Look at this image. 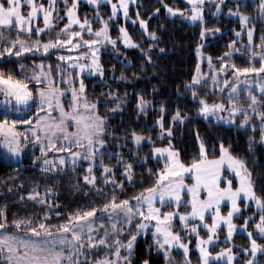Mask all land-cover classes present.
I'll use <instances>...</instances> for the list:
<instances>
[{
  "label": "snow or ice",
  "instance_id": "snow-or-ice-1",
  "mask_svg": "<svg viewBox=\"0 0 264 264\" xmlns=\"http://www.w3.org/2000/svg\"><path fill=\"white\" fill-rule=\"evenodd\" d=\"M65 7L67 8V23L63 24V27L56 33V38L53 40L49 38L47 41L42 42L40 39H36L30 42L21 39L17 35L16 39L8 40L4 31L0 30V43L4 46L0 48V59L7 60L8 56H14L16 59L22 58V54L41 52L42 54L51 55L53 51L57 54L58 61H68L69 67H78L83 70L90 68L94 72L103 76V66L99 63V51L101 47H106L111 44L113 47L117 44L118 40H122L125 46L140 47L139 43L132 40L127 29L123 26L119 27V36L113 39L109 34V23L100 17L99 13H96L95 18L100 21L101 26L93 29L91 22L87 17L81 20L76 14L77 0H72V4L69 7L67 0H63ZM106 3H111V0H105ZM135 2V0H132ZM190 4L189 10H182L164 5L167 11L171 15L179 13L185 19L191 22H200V37L204 38L206 34L212 32H219V29H208L203 26L204 15L203 9L207 0H185ZM224 0H219L215 3L216 12H221V4ZM23 3L30 5V10L27 15L22 14V0H0V29H7L11 31L12 25L17 26L16 31L19 33L21 30L31 35L33 30L39 36L40 33L52 27V9L54 0H49V8H44L41 4L37 6L33 3V0H23ZM89 3L96 4L97 0H89ZM258 8L260 14L264 15V0H258ZM43 10L44 27H36L33 29L30 22L36 17L37 10ZM129 0H119V4H111L112 15L109 20L114 19L117 16L118 9L123 10V15L128 18ZM240 5L236 6V11L229 8V16H239L242 27L246 25L252 17L239 11ZM190 11L189 16L187 12ZM158 12V10H156ZM156 12L150 15H155ZM215 15V13H213ZM139 18V13H137ZM62 19V18H61ZM135 23L136 21H132ZM139 24L142 29L147 32L149 39L153 41L148 45V49L151 50L154 44L160 39L155 31L147 30V23L143 19H139ZM73 25H77L80 31H71ZM86 32L89 36L94 38L85 39L82 33ZM61 35L66 36L65 39H61ZM239 36L240 33L238 32ZM76 38L73 42V38ZM248 43L245 47L249 50V60L259 58V67H237L235 63L230 62L225 57H230L231 52H225L222 57H216L218 61H222L218 69H215L211 73V80L213 89H220V81L217 74L223 73L228 69H234L233 77L235 81L231 84L227 93L228 106L222 101H213L209 103L205 96H201L197 91V88L203 84H207L208 81L203 79L208 73H201L200 65L197 64L196 74L192 76L191 81L185 84L186 89L191 90V98L194 102L198 103L197 115H203L205 118L211 114L216 116L217 119H231L238 112H243V119L240 120L241 126H248L250 124V116L248 110L259 118V128L261 131V141L264 142V110L258 105H264V101L258 100L257 96L252 93L251 90L247 92V98L249 104L247 108L238 106L236 102V94L238 92L237 85L241 84L240 75L244 74V85L251 83L249 74H256L257 79L264 76V51H252L251 45L253 41V28L247 29ZM262 43L257 47L264 49V36L261 38ZM65 47L69 49H79L86 47L88 51L80 52L79 57L85 60H91V63H76L72 60L71 56L61 54V50ZM230 49H235V41L229 44ZM52 50V51H50ZM201 45L197 44V55H201ZM118 51V49H117ZM142 52H147L141 49ZM161 52L165 49L161 48ZM148 61H151V56H147ZM209 68H213L212 56L206 57ZM39 69L37 71L36 69ZM56 74L59 76V80L62 83H71L69 77L63 75L64 68L60 63L55 65ZM19 71L22 73L23 78L15 75L14 69L0 68V96L3 97L4 111L0 113L3 118H0V144L6 146L10 154L15 155L23 146L21 144V138L24 141H28L29 134L33 137V143L39 146L42 155H47L48 150L53 152L62 153L58 157L48 158L44 160V166L47 170L56 168L55 161L58 160L60 165H64L66 159H70L73 163L77 159H84L90 161L87 165V171L89 175L83 177L84 181L95 187L96 176L93 174V167L95 158L97 156L103 157L107 155L111 158L112 155L117 156V164H124L123 175H126L127 179L131 183L133 179L131 162L124 160L123 156L118 152H105L108 141L105 137L117 140V148L122 147L120 139L131 140L140 145L142 141L153 143L152 138L141 132H137L135 129L124 131L121 133L108 132L106 129L107 116L100 115L97 110V101H89L84 95L85 84L83 80H80L79 87L71 88L70 103L67 108L65 107L62 97L65 95L67 89L58 87L53 80V65H47V71L45 70V61L41 60L38 64L34 62L31 73L25 71V65H19ZM125 78L123 73L116 79ZM230 78L223 80L224 85H228ZM29 81H33L32 87H29ZM258 88L261 96H264V82L258 83ZM223 92V89H220ZM207 95V94H205ZM108 97L112 101H115V108L110 109L109 112L116 111L122 101L121 97H118L115 92H109ZM150 104V101L145 100L143 97H138L136 108L139 112H144L145 107ZM36 106V111L28 116L27 119L17 120L10 119L12 113H20ZM58 112L59 118L52 115L53 112ZM166 111L163 105L160 106L161 116H159L155 122V126H158L160 131L157 133V138H171L172 127H164L163 113ZM181 109L177 108L173 113L172 122H183L188 117L185 113L181 115ZM221 111H228L230 116L225 118L219 116ZM26 114V111H25ZM18 125H27L21 130ZM74 126L72 131H69V126ZM253 129L257 127L256 124H251ZM199 140V135L197 134ZM68 145V147H64ZM215 146H213L214 148ZM76 149L73 151L72 149ZM152 153L156 155L157 160L161 158L164 160L163 166L156 170L155 173L151 169H148L149 173L154 179V183L137 193L134 196L117 200L113 195L110 200L99 208L93 206L87 210L77 209L74 212L66 213V219L58 225H50L43 222L49 217V213L46 211L43 214V218L40 222L35 223L33 226V220L27 219H15L11 221V225L17 229L21 224L26 226L27 232L31 233L34 237H39L41 234L46 237L43 240L26 239L18 240L16 236L5 232L0 235V252L5 248L9 253L15 254L17 245L25 249V254L22 257L16 259V264H87L88 257L84 256L83 260L80 259L83 253H86L93 248H100L101 246L108 249L115 248L114 259L109 260L107 257L102 259H96L94 264H131L128 257L121 256V248H126L129 253L132 250L133 242L136 239V232H133L126 244L122 243L119 236L125 231L124 225L131 227L132 220L139 218L140 223L135 225L137 232L142 229H147L149 224L155 222L154 231L152 233L154 243L158 249L164 250L166 260L173 259L170 256V250L173 246L183 250L184 260L182 264H191V260L188 257L189 242H184L180 231H173V219L178 218L180 222L181 230L186 234H195L196 248L199 249V264H211L212 261L224 260L225 264H233L234 257L237 255L232 251V246L222 248L220 251L213 254L209 251V246H215L219 243L218 228L221 222H224L227 226V234L225 239L231 241L234 231L240 227L246 229L249 222L255 219V214L252 216L244 217V224L238 226L233 222L234 214L239 216L241 214V204L239 201L243 199L245 201L243 207L247 208L250 205L248 201H254L257 211L259 212V219L253 225V229L256 230L260 239H264V194L258 195L254 189L252 180V173L248 169L245 161L237 156H234L228 147H225L223 142L219 145V155L209 158L208 151L204 142L201 140L199 143V158L192 159L191 163H184L180 159L179 150L175 149L171 142L167 146H157L151 149ZM146 160L147 157L142 158ZM226 165V168H225ZM102 166L104 173L111 172V166L104 164L103 160L99 165ZM227 170L229 174L234 173V178L238 181V186L233 187V180L228 179L223 175ZM191 174V178L194 180L192 184L185 183V174ZM102 174V175H103ZM143 182V181H141ZM105 184L116 183L112 180H104ZM221 183H224V187H221ZM122 189L123 185H117ZM97 192L101 189L96 188ZM201 190L206 192V196L201 199ZM190 194V199H184L182 197L183 192ZM51 193V189H47L44 196H48ZM27 196L30 200H38L41 204L45 203V199L39 192H28ZM223 201L230 203V207L226 214L221 213V204ZM157 203L161 207H157ZM176 205L175 209L170 211H162V208L167 205ZM181 205L190 206V211L187 209L183 212L179 211ZM206 212L211 217V223L206 222ZM57 217L60 213H56ZM4 216V210L0 209V217ZM107 218L111 221L110 226L101 222L96 225L94 221H103ZM199 223L189 224V220H197ZM9 226V221L5 218L3 222H0V230ZM198 227H202L207 230V236L202 237L197 230ZM55 229V233L51 229ZM103 231V235L97 238V233ZM247 237L250 240V248H242L241 251L248 253L250 251L251 256L255 257L258 250L264 253V246L257 243V239L253 238V231L247 232ZM111 240V243L109 241ZM64 248L70 249L68 253L63 251ZM73 256L76 259H73ZM13 256L8 257V264H12ZM142 264H149L148 260H144ZM245 264H258V261L249 259Z\"/></svg>",
  "mask_w": 264,
  "mask_h": 264
},
{
  "label": "trees",
  "instance_id": "trees-1",
  "mask_svg": "<svg viewBox=\"0 0 264 264\" xmlns=\"http://www.w3.org/2000/svg\"><path fill=\"white\" fill-rule=\"evenodd\" d=\"M71 3L72 0H67L69 7ZM61 4V8L58 4L56 6L59 9L55 18L57 24L54 28L58 25L62 28L67 21V8L63 1ZM238 4L240 5L239 11L249 15L253 20L250 23L254 31L252 51H261L257 43H262L261 38L264 36V15L260 14L257 6L258 0H235L227 8L236 9ZM164 5L184 8L186 4L183 0H140L139 10L132 12L134 15L139 13L140 18L147 22L149 32L155 31L160 37L151 50L148 49V45L153 41L149 39L147 33L128 22L127 27L140 47L125 49L118 40L120 55L110 46L100 51L99 63L103 66V76L97 73L88 77L86 82L91 83L87 91L89 101H97L99 98L97 110L100 115L108 117L106 130L121 133V135L124 131L130 132L135 129L147 136H155L160 131L159 127L155 126V122L161 116L160 106L163 105L166 109L163 113L164 127L171 125L175 128L172 141L179 150L182 161L191 162L192 159L199 158L201 140L206 144L210 156L219 155V145L223 142L234 156L245 161L252 173L256 193L264 194V142L261 141L259 123H253L257 125L253 129L251 124L248 126L230 125L196 114L199 105L192 100L191 90L186 89L185 84L191 81L192 76L196 74L198 63L201 73H208L203 79L208 80L210 76V71H206V66L209 69L208 63L206 61L201 63L196 52L197 44L203 43V38L200 37L201 24L169 16ZM100 9L101 18L108 21L111 15L110 8L102 6ZM95 11L94 8L81 5L80 14L84 17V13L87 12L88 19L92 20L95 26H99L101 23L95 18ZM154 12H156L155 15H150ZM212 12L205 11L206 18L203 26L208 29L218 28L219 32H212L207 36L205 38L207 42L202 47L205 53L213 57L212 64L219 65L222 61H218L216 57H222L225 52H231V56L225 57L226 59H231L232 62L243 67H259V58L250 61L249 50L242 45L243 42L248 43L247 34L240 38L237 35V31L243 28L240 19L229 16L225 12L213 16L210 14ZM122 20L119 17L115 21L118 23ZM74 28L72 26L71 31H74ZM56 32L58 31L54 30L49 34L51 36ZM118 34L119 24L112 25L111 36L117 37ZM233 41H235V49L239 51L229 48V44ZM161 48L165 51L161 52ZM141 49H144L147 55ZM147 56H151V61H148ZM41 60L53 61V57L39 52L22 54L20 59L8 56L6 61L0 59V68H4L5 71L10 68L14 69L15 75L22 78L19 73L20 64L28 68L30 64L33 66L34 62L38 64ZM121 73L125 78L116 79L121 76ZM32 85L33 82L29 81V86ZM197 91L209 102L216 101L219 96L216 90L211 88L209 81L198 87ZM109 92H115L123 101L113 113L109 110L115 108V101L108 97ZM138 97L150 101L144 112H139L136 108ZM177 108L182 110L181 115L187 113L190 118H186L182 123L172 122L171 117ZM0 117L3 118L1 115ZM105 139L108 141L105 148L106 153L118 152L125 161L132 163L133 179L130 183L128 179L122 178L121 171L125 165L116 163V155H112L111 158L107 155L97 156L99 161L103 160L104 164L116 169L115 174L105 178L103 167L94 166L93 172L97 176L95 187H99L100 192H97L93 185L86 183L83 179L85 175H89L87 162L76 165L75 162L67 161L64 165L57 164L55 169L47 170L44 167L45 158L60 153L47 152L43 158L38 150L34 153L26 151L21 159L15 161L9 158L6 152L0 151V209L4 210V216L0 217V222L6 218L9 221L8 228H15L11 225V221L31 218L35 226V223L40 222L47 211L49 217L43 222L58 225L66 219L65 214L68 212H74L77 209L87 210L93 206L98 207L99 210L113 195H117L118 200L125 199L140 193L154 183L148 169L155 173L163 166V163L152 158V147L149 143L136 146L131 138L127 140L121 138L120 143L123 146L117 148L116 139L108 137ZM167 142V140L158 139L155 144H166ZM144 157L147 159L143 160ZM109 179L116 183L105 184L104 180ZM119 184L123 185L122 189L117 186ZM34 189L42 196L47 189H51L50 195L44 196V204L28 198L27 193L33 192ZM56 213H60V216L57 217ZM133 255L131 264H142L144 260H148L149 264H167L165 256L156 251L150 236L140 238L135 243Z\"/></svg>",
  "mask_w": 264,
  "mask_h": 264
},
{
  "label": "rangeland",
  "instance_id": "rangeland-1",
  "mask_svg": "<svg viewBox=\"0 0 264 264\" xmlns=\"http://www.w3.org/2000/svg\"><path fill=\"white\" fill-rule=\"evenodd\" d=\"M61 1H63V0H60V1L59 0H54V5H53V9H52V27L50 29L45 30V32L40 33L39 36L37 35V33L34 30L31 33V35L27 34V32L24 31V30H21L19 33H17V31H16L17 26L15 24L12 25L11 32H9L7 29H0V30L4 31L5 36L7 37L8 40L16 39L17 38V35H19V37L21 39H24L25 41H28L29 42V44H26V46H30V42L33 41V40H36V39H40L42 42L47 41L49 38H51V39L54 40L56 38V33L57 32L54 33V34H52L51 36H50L49 33L50 32H53L54 30L59 31V29L61 28L59 25H58V27L54 28V26L57 24V20H55V18L57 17L56 14L58 13V9L62 7ZM183 1L186 4L185 7L184 8H178V9L189 10L190 7H191V5L188 4V3H186L185 0H183ZM217 2H219V0H207L206 5H205V7L203 9L204 19L206 18L205 11H207V12H209V11L212 12L213 11L212 13H210L211 15H213V13H215V15H213V16H218L219 13H221V12H225L228 15L227 9L229 7L227 8V6H229L230 3L235 2V0H224V2L221 4V9L222 10L219 13H217L216 12V9H215V3H217ZM33 3H35L37 6H39V5L42 4L44 6V8H46V9L49 8V0H33ZM112 3L119 4V0H111V3H106L105 0H97V3L96 4L89 3V0H77L76 14H77V16L81 20H83L85 17L88 18L89 14L87 12L84 13V15H85L84 17H82L81 16L82 14H80L81 5H86L88 7H91V8L96 9L95 13H99V15L101 17V14H100L101 13V9L100 8L102 6H106V7L110 8V10H111V4ZM139 3H140V0H135V2H132V0H129V7H128V13L129 14H128V18L127 19L124 17L123 10L122 9H118L117 16L114 19L109 20V18H108L109 34L110 35H111L112 25L119 24V27L120 26H123V27H125L127 29V31L129 33V35L131 36L132 40L134 42H136L134 40V38H133V35H132L130 29L127 27L128 22L131 23L132 26L138 27L144 33H147V32H145L142 29L141 25L139 24V19H141L140 16H139V18H137V15H134L132 13L133 10L134 11H138L139 10V6H138ZM57 4L59 5V8L58 9L56 8ZM208 4H210V5H208ZM171 7H173V6H171ZM174 8H177V7H174ZM29 10H30V5H28L26 3H23V0H22V14L23 15H27ZM233 11H236V9H233ZM166 13L169 16H171V17H176L178 19H183V20H186V21L191 22L190 20L185 19L179 13H177L175 15L169 14L168 11H167V8H166ZM187 14L190 16L191 15L190 11H188ZM111 15H112V12H111ZM233 16L239 18V16H235V15H233ZM119 17H121L123 20L122 21H119L118 23H116L115 20L118 19ZM89 21L91 22V25H92L93 29L99 28L101 26V25L95 26L92 20L89 19ZM132 21H136V22L133 23ZM252 21L253 20L251 19L246 25L243 26L242 30H240V31L238 30L237 31V33L238 32L240 33V35L238 36L239 38L242 35L247 34V29L248 28H252L250 26V23ZM66 23H67V21H66ZM192 23H195V22H192ZM30 25H31V27L33 29H35L36 27H41V28L44 27L43 10L42 9H39V7H38V10H37V15L30 22ZM73 26L75 27L74 28V31H80V29H79V27L77 25H73ZM62 27H63V25H62ZM147 30H148V24H147ZM211 34L212 33L206 34V36L203 38V43L200 44L201 45V50H200L201 51V55L198 56V58H199V61L201 63L202 62H205V61H206V63H208L206 57L209 56V55L202 50V47L204 46V43L207 42L205 40V38L207 36L211 35ZM253 34H254V31H253ZM82 35H84V38L85 39L94 38L92 36H89L86 32L82 33ZM118 36H119V34H118ZM117 37H112V38L113 39H116ZM60 38L61 39H65L66 36L61 35ZM75 40H76V38L74 37L73 38V42H75ZM120 43L123 45V47L125 49H132V48H134V46H125L122 43V40H120ZM257 44L259 45V44H261V42H258ZM242 45L245 46L247 44L245 42H243ZM3 46L4 45L2 43H0V48H2ZM107 46H110L111 49L114 52L116 51V53L118 55L121 54V49L119 48L118 41H117V44L115 45V47H113L111 44H108ZM253 46H254V44L252 42L251 50L254 49V48H252ZM103 48H105V47H101L100 48V51ZM117 49H118V51H117ZM246 49H248V48H246ZM50 51H52V50H50ZM85 51H88V49L86 47H82V48H79V49H69V48L65 47L63 50H61V54L66 55V56H71L72 57V60L75 61L77 64L78 63H91L90 58L87 59V60H85L84 58L79 57V53L80 52H85ZM100 51H99V53H100ZM261 51H264V49H261ZM32 53L35 54L37 52L34 51ZM39 53L41 54L42 53V50ZM48 56L53 57V61L45 60V70L47 71V65L48 64H52L53 65V80H54V83L58 87H60V88L67 89L65 95L62 97V101L64 102L65 107L67 108L68 103H70L71 88L72 87H77L78 88L79 87L80 80H83V82L85 84L84 95L88 98L87 91H88V88L91 87V83H88L86 81H87L88 77H91L92 75H95L97 73L94 72L90 68H85V69L81 70V69H79L78 67H75V66L74 67H69V62L68 61H58L57 60V54H56L55 51H53L52 54L51 55H48ZM229 60H230V62H232L231 59H229ZM57 63H60L62 65V67L64 68L63 75L66 76V77H69L70 80H71V83H62V82H60L59 76L56 74V69H55V65ZM232 63H234V62H232ZM236 65H237V67H243L240 64H236ZM29 66L30 67H28V68L25 67V71L30 74L33 66L31 64ZM213 66H214L213 68H209V69L206 66V71H208V72L210 71V76L208 77L209 79L207 81L210 82L211 88H213V84H212V80H211V73L215 69H218L219 66H220V64L219 65L213 64ZM36 70L39 71L38 68ZM233 71H234V69H228V70H226L223 73H218L217 74L218 79L220 81V89H223V92L221 93L220 92V89H215L216 90L215 92L219 95L216 101H222V102H224L225 105H226V107L228 106V100L226 98L227 97L228 90L230 89L231 84L235 81V78L233 77ZM19 73L22 75V73L20 71H19ZM230 77H232V79H230L229 84L228 85H224L223 84V80L226 79V78H230ZM22 78H23V75H22ZM244 79H245L244 74H241L240 75L241 84L237 85L238 92L236 94V97H234V98H236V102H237V105L238 106H243V108L246 109L247 108V105L250 102L249 99L247 98V92L249 90H251L252 93L257 96L258 100L264 101V96H261L260 95L259 88H258V83L264 82V76H261L259 79H257L256 74H249V79H250L251 83L248 84V85H244L243 84V80ZM31 82H33V81H31ZM29 87H32V86H29ZM2 101H3V97L0 96V112L1 113L4 111V108L2 106V104H3ZM209 103H212V102H209ZM146 107H145V109H146ZM258 107H260L262 110H264V105H258ZM25 111H26V114H25ZM25 111H22L20 113H12L9 118L10 119H17V120L27 119L28 116H31L36 111V106L33 105L31 108H29V109H27ZM248 112H249V116H250V124L259 123V118L257 116H255L251 112L250 109L248 110ZM111 113H113V112H111ZM52 115L54 117H56V118H59L58 112H55L54 111L52 113ZM199 116L204 117L203 115H199ZM219 116L227 118V117L230 116V113L228 111H221L219 113ZM207 118H214V119H216L218 121H221L223 123H227V124H230V125H234V124H240V120H242L244 117H243V112H238V113H236L234 115V118H231V119H217L216 116H212L211 114H209V116ZM25 127H28V126L27 125H23V126L18 125V128H21V130L23 128H25ZM73 127L74 126H71L70 125L69 126V131H72L73 130ZM174 130H175V128L172 127V134H173V131ZM150 137L152 138L153 143H149L147 141H142L140 145H136V144L135 145L136 146H142L144 143H149L151 145V147L153 148V147H157V146H167V145H169V142H171V145L175 149H177L174 146V144H173L172 136H171V138H167V137H165V138H157V134H156L155 136H150ZM0 139H2V137H0ZM158 139L167 140L168 142L166 144H155V142ZM32 141H33V137L31 136V134H29L28 141H24L23 138H21V144L23 146L21 147L20 151L18 153H16L15 155L10 154V152L8 151V149L6 148V146H4L3 144H0V151L6 152V155H8L9 158H11L12 160H15V161H18L19 159H21L23 153H26V151H29L30 153H34L36 150H38V153L41 154L40 149H39V146L35 145ZM205 146H206V144H205ZM64 147H68V145H64ZM72 150L75 151L76 149L73 148ZM104 151H105V149H104ZM48 152H51L50 154L55 153L52 150H48ZM61 154L62 153H60L59 155H61ZM59 155L54 154L52 157H46L45 159L55 158V157H58ZM151 156H152L153 159L157 160L156 155H154L152 153ZM208 156H209V158H212L213 157L212 155L210 156L209 153H208ZM216 156H218V155H216ZM42 157L44 158L45 156L42 155ZM180 159H181V157H180ZM67 161H71V160L70 159H66V162ZM160 161L162 163H164V160L162 158L160 159ZM84 162L89 163L90 161L84 160V159H77L75 161V164L76 165H79V164H83ZM55 163H56V165L59 164L58 160H56ZM99 163H100V161L96 157L95 158V162H94V166L99 165ZM184 163L188 164V163H191V162H184ZM225 168H226V165H225ZM93 169H94V167H93ZM115 170L116 169H114V168L112 169L111 168V172L110 173L104 174V175H106L105 178L109 177L110 175L112 176L113 174H115ZM123 172H124V169L121 171V174ZM103 173H104V171H103ZM93 174H94V172H93ZM223 175L226 176L228 179L233 180V185L232 186L234 188L238 186V181L234 178V173L233 174H229V172L227 170H225L224 173H223ZM122 178L124 180L127 179L126 175H123V174H122ZM96 180H97V176H96ZM95 183H96V181H95ZM185 183L186 184H192V183H194V180L191 178V174H188V173L185 174ZM224 186H225L224 183H221V187H224ZM95 188H99V187L96 186ZM33 192H39V191H37V190L34 189ZM115 196H116V198L118 200L117 195H115ZM205 196H206V192H204L203 190H201V199H203ZM182 197L184 199H190V194H188L185 191V192L182 193ZM239 203L241 204V214L239 216H237L236 214H234L233 222L235 224H237L238 226L243 225L244 224V217L252 216L253 214H255V219L249 222V224H248V226H247L246 229H243V228L238 227L234 231L233 237H232L231 241H228V240L225 239L226 234H227V226H226V224L224 222H221V225L218 228V233H217L218 234V237H219V243H217L215 246H211L210 245L209 246V251L212 252L213 254H215L216 252L220 251L222 248H226V247H229L231 245L232 246V251L237 254L234 257L233 264H245V262L247 260H249V259H254V260L258 261L259 264H264V253L260 252L259 250H258L257 255L255 257H252L251 256L250 251L248 253H245V252L241 251L242 248H250V240L247 237V232L248 231H253V238L257 239V243L260 244V245H262V246H264V239H260L259 236L257 235L256 230L253 229V225L259 219V212L256 209L255 202L254 201H248L247 203L250 206L247 207V208H244L243 207V205L245 203V201H243V199H241V201H239ZM156 206L157 207H161V205H159V203H157ZM175 207H176V205H174V204L167 205V206H164L162 208V211H170V210L175 209ZM229 207H230V203H228L227 201H223L222 204H221V213L222 214H226L227 211H228V209H229ZM186 209L188 211L191 210L190 209V206H188V205H181L180 208H179V211L183 212ZM99 214L100 213H99V210H98L97 215H99ZM3 221H4V219H3ZM101 222H103V224L108 225V226H110V224H111V221H109L107 218H105L103 221H100V220L94 221V223L96 225H99ZM206 222L207 223H211V217L207 214V212H206ZM138 223H140V219L139 218H134L132 220L131 227H129L128 225H124L125 231L123 233H121L120 236H119L121 242L124 243V244H126L127 241H128V239H129V236L133 232H136V239L133 242V247H132V250H131L130 253H129V251L126 248H121V256L122 257H124V256L128 257V259L130 260V262H132V260L134 258L133 249H134L135 243L140 238H147L149 236L151 237V240H152V242H153V244H154V246L156 248V251L158 253H161V254L164 255V250L158 249V247L154 243V238H153L152 233L154 231L155 222L150 223L149 224V227L147 229H142V230H139L137 232L135 225H137ZM192 223H197L198 224L199 223L198 218H197V220L190 219L189 220V224H192ZM173 225H174L173 231H180V235H181V237H182V239H183L184 242H189L190 241L189 242L188 257L191 260V264H199V260H198L199 249L196 248V238H195V234L188 235V234H186L185 231L181 230V228H180V222H179L178 218H175L174 217V219H173ZM197 230L199 231V233H200V235L202 237H205L206 238V236H207V230L206 229H204L202 227H198ZM51 231L53 233H55V229L54 228L51 229ZM5 232L16 236L18 240H26V239L43 240V239L46 238V237H44L43 234H41V236H39V237L32 236L31 233L27 232L26 226L23 225V224H21V226H20L19 229L6 227L5 229L0 230V235H3ZM96 235H97V238H98L100 235H103V231L101 230ZM239 238H241L242 240L239 239ZM109 243H111V240L109 241ZM63 251L65 253H68L70 251V249L64 248ZM114 251H115V248L114 247L111 248V249H108L107 247L101 246L98 249L97 248H93L92 250H90V251H88L86 253H83L81 255L80 259L83 260L84 256H87L88 257L87 264H94V261L96 259H102V258H105V257H107L109 260H112V259H114V256L111 253H114ZM24 254H25V249L23 247H20L19 245H17L16 253L15 254L9 253L7 251V249L5 248L2 252H0V264H8V257L9 256H13L12 264H16V259L17 258H20L22 260V257H23ZM170 256L173 259L167 260V264H182V262L184 260L183 250L182 249H178L176 246H173L171 248V250H170ZM73 259L75 260L76 257L73 256ZM22 264H23V262H22ZM211 264H225V261L223 259L220 260V261H212Z\"/></svg>",
  "mask_w": 264,
  "mask_h": 264
}]
</instances>
